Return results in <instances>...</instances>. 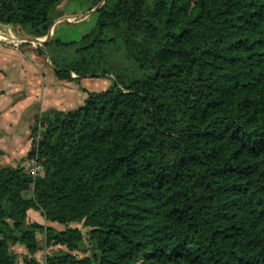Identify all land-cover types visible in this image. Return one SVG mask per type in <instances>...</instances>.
<instances>
[{"label": "trees", "instance_id": "trees-1", "mask_svg": "<svg viewBox=\"0 0 264 264\" xmlns=\"http://www.w3.org/2000/svg\"><path fill=\"white\" fill-rule=\"evenodd\" d=\"M62 1L0 0V25L44 37ZM73 1L102 3L95 25L43 48L74 49L53 73L86 98L31 127L37 175L0 166V264L15 245L41 264L38 234L94 243L44 264H264V0ZM112 45L129 63L115 73L100 63Z\"/></svg>", "mask_w": 264, "mask_h": 264}, {"label": "crops", "instance_id": "crops-1", "mask_svg": "<svg viewBox=\"0 0 264 264\" xmlns=\"http://www.w3.org/2000/svg\"><path fill=\"white\" fill-rule=\"evenodd\" d=\"M86 8L73 0H63L51 12V26L40 40L44 43L59 40L57 39L59 36H66V33L59 30L63 23L60 19L82 14ZM91 8L89 6V11H94ZM2 26L5 25H0ZM86 33L88 31L79 29V38ZM2 36L0 33V39ZM30 43L0 41V166L23 167L27 163L25 157L31 146V127L37 118L50 110L75 109L81 106L86 98L85 92L55 77L50 57L61 53L55 46L44 49L43 43L38 42L45 51V60L43 55L25 45ZM21 45L27 48H21ZM45 61L49 62V65H45ZM85 82L87 80L82 79L80 84L86 89L83 86ZM30 213L36 214L35 211H29L28 217Z\"/></svg>", "mask_w": 264, "mask_h": 264}, {"label": "rangeland", "instance_id": "rangeland-1", "mask_svg": "<svg viewBox=\"0 0 264 264\" xmlns=\"http://www.w3.org/2000/svg\"><path fill=\"white\" fill-rule=\"evenodd\" d=\"M73 2H75L79 6H83L84 8L85 7L87 8L83 10L82 14L81 13L75 14V15L63 17L60 19L61 21H63V23L59 26V30L61 33L67 34L66 36H63V37L59 36L57 38L61 41H67V42L78 41L80 39L78 35L79 29H82L84 32H87V31L89 32L95 25L97 17H98V13L96 10L102 4L100 3L97 6H92V5H89V3L85 1H73ZM89 6L92 7L94 11L92 10L89 11ZM83 15H87L85 16L86 18ZM67 22L71 24H68ZM0 33L1 35H3L2 38H7L9 40L43 39L44 38V37H41V38L31 37L26 30L20 27L11 28L9 26L8 27L2 26L0 27ZM25 45L29 46V48L33 49L36 53L43 55L44 59L46 60L45 51L43 50L41 44H39L38 42H31L30 44H25ZM25 45H21V48L22 47L27 48V46ZM40 49H42L43 51H40ZM73 52H74V49L69 48L60 54L59 53L55 54L53 57L59 60L60 59L68 60L71 58ZM100 63H101V66L110 70L113 73L118 72L122 68L123 69L128 68L129 66V63L124 61V54L122 50L119 47H116L113 45L106 47L104 54L100 57ZM45 65H49V62L45 61ZM83 79L87 80V82H85L83 85L84 87H86V89H88L91 92H99L105 89L109 85L110 80L113 78L109 76H105V77L98 78V79H91V78H83ZM30 164L32 163L27 161V163H25L23 167H25V169H27L31 173L36 172V171L30 170V167H31ZM35 212L36 214L35 213L29 214L28 220L29 221L37 220V222L46 225V222L44 218L42 217V215L38 211H35ZM53 226L57 230H63L64 228L62 225H59V224H54ZM70 226L80 227L78 223H71ZM37 239H38L39 249L37 253L35 254V256L32 258L41 264H44L45 258L47 256L64 254L68 252L72 253L75 257H78V258H82L86 255L88 256L90 255V252L88 250L94 244L92 240L87 238L85 245H80L77 248V250L71 252L67 250L65 247H62L59 245L46 246L45 238L43 234H38ZM11 250H12V253L15 254L17 258V264H25L24 262L27 258H29V256L27 255V251L24 249V247L20 245H15L11 248Z\"/></svg>", "mask_w": 264, "mask_h": 264}, {"label": "water", "instance_id": "water-1", "mask_svg": "<svg viewBox=\"0 0 264 264\" xmlns=\"http://www.w3.org/2000/svg\"><path fill=\"white\" fill-rule=\"evenodd\" d=\"M0 40H2V41H9V40H7V39H5V38H2V39H0ZM15 41H17V42H40V43H43V41L42 40H40V39H28V40H25V39H21V40H15ZM42 41V42H41Z\"/></svg>", "mask_w": 264, "mask_h": 264}, {"label": "built area", "instance_id": "built-area-1", "mask_svg": "<svg viewBox=\"0 0 264 264\" xmlns=\"http://www.w3.org/2000/svg\"><path fill=\"white\" fill-rule=\"evenodd\" d=\"M30 165H31L30 170L36 171V172H33L32 174L37 175V171H38L39 167L35 163H32Z\"/></svg>", "mask_w": 264, "mask_h": 264}]
</instances>
